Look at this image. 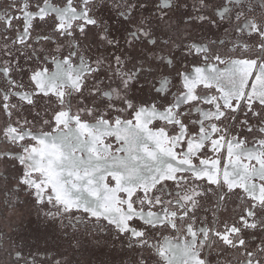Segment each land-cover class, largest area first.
I'll return each instance as SVG.
<instances>
[{
  "label": "snow or ice",
  "instance_id": "6c2138e0",
  "mask_svg": "<svg viewBox=\"0 0 264 264\" xmlns=\"http://www.w3.org/2000/svg\"><path fill=\"white\" fill-rule=\"evenodd\" d=\"M0 264H264V0H0Z\"/></svg>",
  "mask_w": 264,
  "mask_h": 264
}]
</instances>
